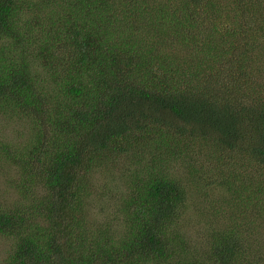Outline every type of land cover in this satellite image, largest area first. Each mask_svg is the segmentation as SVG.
<instances>
[{"label": "trees", "instance_id": "1", "mask_svg": "<svg viewBox=\"0 0 264 264\" xmlns=\"http://www.w3.org/2000/svg\"><path fill=\"white\" fill-rule=\"evenodd\" d=\"M0 115V264H264V0H0Z\"/></svg>", "mask_w": 264, "mask_h": 264}, {"label": "rangeland", "instance_id": "2", "mask_svg": "<svg viewBox=\"0 0 264 264\" xmlns=\"http://www.w3.org/2000/svg\"><path fill=\"white\" fill-rule=\"evenodd\" d=\"M1 116V115H0ZM3 116L0 117V123H3L4 126H3V130L2 132L4 134L8 133V132H12V130L10 129V127L13 125V122H11L9 125L7 123V120L2 118ZM1 128H2V125H0V133H1ZM117 173L119 172H115V173H111L110 174V177H112V180L111 182H114L112 183V185L115 184V181L117 180ZM99 174L96 173L95 176H98ZM99 179V178H98ZM101 179V178H100ZM97 183L99 184V187L102 188V190H104L103 186H102V183H106L105 179H101V180H98ZM217 192V191H216ZM107 202V201H106ZM102 204V203H101ZM103 205V204H102ZM102 205L100 207H98L100 210L102 208ZM113 209V206H111V209ZM204 212V209L203 207H201V205L196 202H189L188 203V210H187V213L184 215L183 217V220L181 221V224H180V229L184 230L185 229V235L188 236L189 240L192 242V241H195L196 238L200 237L201 234L204 232V229H203V226L201 223H197V220L199 218V214L200 213H203ZM3 245L0 244V248L2 247ZM4 247L1 248L0 250V254L2 253V249Z\"/></svg>", "mask_w": 264, "mask_h": 264}]
</instances>
